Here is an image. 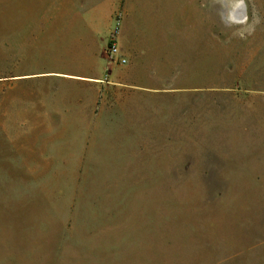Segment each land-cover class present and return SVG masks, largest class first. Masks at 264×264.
Here are the masks:
<instances>
[{"label":"rangeland","instance_id":"374dc122","mask_svg":"<svg viewBox=\"0 0 264 264\" xmlns=\"http://www.w3.org/2000/svg\"><path fill=\"white\" fill-rule=\"evenodd\" d=\"M34 57L134 92L37 128ZM3 144L0 264H264V0H0Z\"/></svg>","mask_w":264,"mask_h":264},{"label":"crops","instance_id":"0c3cea01","mask_svg":"<svg viewBox=\"0 0 264 264\" xmlns=\"http://www.w3.org/2000/svg\"><path fill=\"white\" fill-rule=\"evenodd\" d=\"M36 51L32 55H36ZM131 57L132 49L125 55L120 54L117 58L125 59L127 63V60H130ZM38 63L40 61L38 62V59L35 58L27 74L10 78V81L44 80L51 82L52 88L43 90L42 95L39 90H36L34 100L27 102L29 109L33 108L37 115L36 122L40 126L37 125L36 127L40 129L48 127L42 125L44 118L38 117L42 114L55 115L49 122L58 125H52L50 127L52 129L90 128L92 114L95 113L99 102L100 113L105 110L106 112L112 110L108 109L109 103L115 105V111L117 112L120 103L119 98H124L126 95L130 96L134 92V90H122L117 87L122 86L120 81L132 80L130 74L119 75L118 77L115 74H110L105 81L99 80L100 74L94 71V67H100L97 61L93 62L91 70L85 71L81 69L82 66H77L76 61L71 59L57 60L48 73L40 72L37 67ZM103 83L105 84L102 85ZM20 151L10 145H0V171L11 170L14 166L11 160L7 158V154ZM21 167L22 165L18 166V168ZM0 176L6 175L0 174Z\"/></svg>","mask_w":264,"mask_h":264},{"label":"built area","instance_id":"2783aa9c","mask_svg":"<svg viewBox=\"0 0 264 264\" xmlns=\"http://www.w3.org/2000/svg\"><path fill=\"white\" fill-rule=\"evenodd\" d=\"M111 54H112V56H114V57H118V56H119V48H118L117 44H114V45L112 46ZM119 60H120V62H121L122 64H125V63H126V60H125V59H121V58H120Z\"/></svg>","mask_w":264,"mask_h":264},{"label":"water","instance_id":"95a60500","mask_svg":"<svg viewBox=\"0 0 264 264\" xmlns=\"http://www.w3.org/2000/svg\"><path fill=\"white\" fill-rule=\"evenodd\" d=\"M240 16H238V17H240V18H245V14H244V7H242V9H240Z\"/></svg>","mask_w":264,"mask_h":264}]
</instances>
